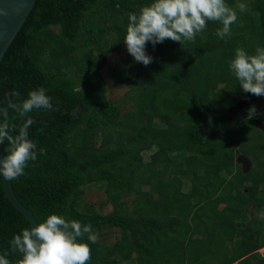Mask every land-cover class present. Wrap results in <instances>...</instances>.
I'll use <instances>...</instances> for the list:
<instances>
[{
    "label": "trees",
    "instance_id": "16d2710c",
    "mask_svg": "<svg viewBox=\"0 0 264 264\" xmlns=\"http://www.w3.org/2000/svg\"><path fill=\"white\" fill-rule=\"evenodd\" d=\"M152 2L36 0L0 64V124L15 136L30 118L37 145L13 190L37 222L56 214L92 225L98 241L81 238L88 264H264V111L250 112L264 96L245 93L229 67L237 48L264 47V0H225L238 19L224 40L209 21L194 43L148 42V66L129 54L109 76L126 89L123 112L103 69L127 48L129 13ZM39 88L52 110L23 115ZM241 101L253 103L241 110ZM88 185L113 211L85 202ZM31 226L0 176V254L10 264L22 258L11 240ZM108 228L120 236L107 245Z\"/></svg>",
    "mask_w": 264,
    "mask_h": 264
},
{
    "label": "clouds",
    "instance_id": "9594fccd",
    "mask_svg": "<svg viewBox=\"0 0 264 264\" xmlns=\"http://www.w3.org/2000/svg\"><path fill=\"white\" fill-rule=\"evenodd\" d=\"M238 7L240 12L247 11L245 4ZM237 19V11L225 0H153L139 13H129L124 43L136 62L148 66L153 62L146 53L148 42L153 46L165 40L182 46L186 42L194 43L209 21L222 25L215 35L224 40L230 36L231 26ZM229 67L245 93L264 96V47L257 46L254 55L237 48ZM33 110H52L51 98L44 88L32 90L20 105L23 115ZM250 112H256L254 106ZM32 123L27 119L15 136L9 135L7 127L0 128V144L5 140L9 143L6 156L0 160V176L6 180L24 175L29 162L37 158V145L28 132ZM85 234L92 244L99 239L92 225L51 214L43 222L22 229L11 240L10 248L22 257L16 264H88L91 248L88 243L81 242ZM0 264H10L7 253L0 254Z\"/></svg>",
    "mask_w": 264,
    "mask_h": 264
},
{
    "label": "rangeland",
    "instance_id": "374dc122",
    "mask_svg": "<svg viewBox=\"0 0 264 264\" xmlns=\"http://www.w3.org/2000/svg\"><path fill=\"white\" fill-rule=\"evenodd\" d=\"M128 56H129V53L127 51V48L123 49L119 53L110 55L108 58V61H107V65L103 69V75L107 79L108 88H109L108 96L117 106H119L121 108V110L123 112H125V110L127 108L125 106V102H124V96L126 93V89L120 88L117 83L113 82L109 78V76H110L111 70L113 68L120 67L121 64L123 63V61ZM252 103H253V101H248V102L241 101L238 103L237 107L239 106L240 109L243 110L246 107L251 106ZM261 111H264V104H262L260 106V108L258 110H256L255 113H259ZM251 114H254V112H251ZM152 153H153V151L144 152L143 156H144L145 162L149 161ZM241 164L245 169H248V163L245 160H243ZM145 189H147V188L145 187ZM132 198H133V196L129 198V204L130 205L132 202V200H131ZM84 200L88 205L94 206L96 208V210L98 212H100L101 214H108L111 211H113L112 206L106 204V194L104 191H102L99 188V186H93V185L86 186L84 188ZM260 218L261 219L264 218V211L261 213ZM103 236L104 237L101 238L100 241L102 243H105L108 245V244L114 243L116 241V239L119 238L120 232L117 229L108 228V229H105L103 231ZM217 252L222 253V249L219 248V250ZM262 252H264V250Z\"/></svg>",
    "mask_w": 264,
    "mask_h": 264
},
{
    "label": "water",
    "instance_id": "95a60500",
    "mask_svg": "<svg viewBox=\"0 0 264 264\" xmlns=\"http://www.w3.org/2000/svg\"><path fill=\"white\" fill-rule=\"evenodd\" d=\"M35 3L36 0H0V64L6 51L26 22ZM2 127L3 125L0 124V128ZM5 156L3 146L0 144V160ZM1 178L6 197L31 225L35 226L37 222L35 216L19 201L13 190L12 181L16 178L13 180H6L2 176Z\"/></svg>",
    "mask_w": 264,
    "mask_h": 264
}]
</instances>
